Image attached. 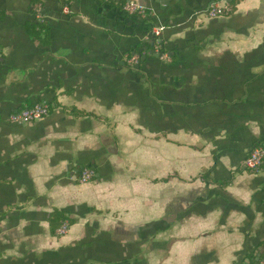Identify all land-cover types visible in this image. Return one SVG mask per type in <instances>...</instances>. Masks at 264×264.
Returning <instances> with one entry per match:
<instances>
[{
    "label": "crops",
    "instance_id": "crops-1",
    "mask_svg": "<svg viewBox=\"0 0 264 264\" xmlns=\"http://www.w3.org/2000/svg\"><path fill=\"white\" fill-rule=\"evenodd\" d=\"M64 5L0 0V264H264V0Z\"/></svg>",
    "mask_w": 264,
    "mask_h": 264
},
{
    "label": "built area",
    "instance_id": "built-area-1",
    "mask_svg": "<svg viewBox=\"0 0 264 264\" xmlns=\"http://www.w3.org/2000/svg\"><path fill=\"white\" fill-rule=\"evenodd\" d=\"M64 10L66 12H69L67 2L68 0H64ZM125 10H127L130 13L136 14L140 17H146L147 13L145 12L144 8L136 4L134 2H128L125 5ZM231 7L229 5L219 6L217 4H212L207 11L206 15L209 18H217L226 16L231 13ZM34 15L37 19H42V7L40 4L36 5L34 8ZM163 31L162 27H159L153 31V36L155 38H160L161 33ZM158 42V40H157ZM155 53L158 54V56L161 59H167V55L161 52L160 45L157 43L155 46ZM139 63V57L133 56L131 60L129 61V65L134 66ZM50 112V105L48 103H41V104H35L31 107H28L26 109L21 110L20 112L16 113L15 115L11 116V121L17 124H29L33 123L39 120H42L46 116H48ZM244 167L248 169L252 173H258L260 172L261 168L264 165V141L259 146L254 147L248 157L245 159L243 163ZM95 176V171L91 168H84L81 170L79 175V182L81 184H86L92 181V179ZM68 231V224H64L61 229L59 230L60 234H65Z\"/></svg>",
    "mask_w": 264,
    "mask_h": 264
},
{
    "label": "trees",
    "instance_id": "trees-1",
    "mask_svg": "<svg viewBox=\"0 0 264 264\" xmlns=\"http://www.w3.org/2000/svg\"><path fill=\"white\" fill-rule=\"evenodd\" d=\"M232 5H233V3H232ZM152 39H153V42H152V43H147L148 48H149V49H154L155 46H156V44L158 43V44L160 45L161 52H165V48H164L163 42L160 41V38H155L154 36H152ZM157 40H158V42H157ZM154 52H155V51H154ZM263 141H264V140H263ZM263 141H262L260 144H262ZM260 144H259V145H260ZM259 145H257V146H259ZM248 155H249V154H248ZM247 157H248V156H247ZM60 218H62L61 213H60ZM61 221H62V222L65 221V218L63 217Z\"/></svg>",
    "mask_w": 264,
    "mask_h": 264
},
{
    "label": "water",
    "instance_id": "water-1",
    "mask_svg": "<svg viewBox=\"0 0 264 264\" xmlns=\"http://www.w3.org/2000/svg\"><path fill=\"white\" fill-rule=\"evenodd\" d=\"M151 36H153V34H151Z\"/></svg>",
    "mask_w": 264,
    "mask_h": 264
}]
</instances>
